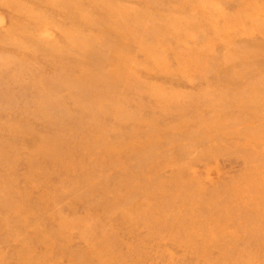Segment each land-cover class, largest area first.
Masks as SVG:
<instances>
[{
    "label": "rangeland",
    "instance_id": "obj_1",
    "mask_svg": "<svg viewBox=\"0 0 264 264\" xmlns=\"http://www.w3.org/2000/svg\"><path fill=\"white\" fill-rule=\"evenodd\" d=\"M0 264H264V0H0Z\"/></svg>",
    "mask_w": 264,
    "mask_h": 264
}]
</instances>
